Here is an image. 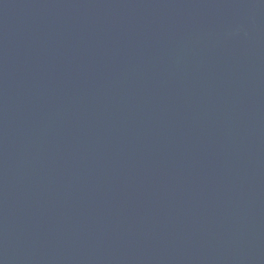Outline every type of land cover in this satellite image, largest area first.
Returning a JSON list of instances; mask_svg holds the SVG:
<instances>
[{
  "label": "water",
  "instance_id": "95a60500",
  "mask_svg": "<svg viewBox=\"0 0 264 264\" xmlns=\"http://www.w3.org/2000/svg\"><path fill=\"white\" fill-rule=\"evenodd\" d=\"M0 264H264V0H0Z\"/></svg>",
  "mask_w": 264,
  "mask_h": 264
}]
</instances>
